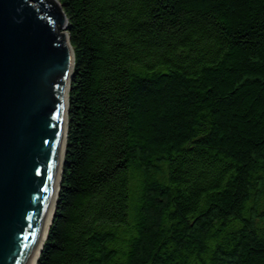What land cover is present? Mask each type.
Here are the masks:
<instances>
[{
  "label": "trees",
  "instance_id": "trees-1",
  "mask_svg": "<svg viewBox=\"0 0 264 264\" xmlns=\"http://www.w3.org/2000/svg\"><path fill=\"white\" fill-rule=\"evenodd\" d=\"M73 52L36 264H264V0H55Z\"/></svg>",
  "mask_w": 264,
  "mask_h": 264
},
{
  "label": "water",
  "instance_id": "water-1",
  "mask_svg": "<svg viewBox=\"0 0 264 264\" xmlns=\"http://www.w3.org/2000/svg\"><path fill=\"white\" fill-rule=\"evenodd\" d=\"M55 0H0V264H35L64 157L73 52Z\"/></svg>",
  "mask_w": 264,
  "mask_h": 264
},
{
  "label": "bare ground",
  "instance_id": "bare-ground-1",
  "mask_svg": "<svg viewBox=\"0 0 264 264\" xmlns=\"http://www.w3.org/2000/svg\"><path fill=\"white\" fill-rule=\"evenodd\" d=\"M63 26H64V24H63ZM62 26V27H63ZM68 103V102H67ZM62 162H63V159H62ZM56 203V202H55ZM54 208H55V206H54ZM51 223V222H50ZM50 225V224H49ZM43 245V244H42ZM42 248V247H41ZM40 251H41V249H40ZM40 251H39V253H40ZM39 255V254H38ZM38 258V257H37ZM36 264V263H35Z\"/></svg>",
  "mask_w": 264,
  "mask_h": 264
},
{
  "label": "rangeland",
  "instance_id": "rangeland-1",
  "mask_svg": "<svg viewBox=\"0 0 264 264\" xmlns=\"http://www.w3.org/2000/svg\"><path fill=\"white\" fill-rule=\"evenodd\" d=\"M65 31V27H61V32Z\"/></svg>",
  "mask_w": 264,
  "mask_h": 264
}]
</instances>
